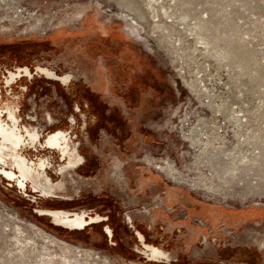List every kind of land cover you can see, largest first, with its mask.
Wrapping results in <instances>:
<instances>
[{"label":"rangeland","instance_id":"obj_1","mask_svg":"<svg viewBox=\"0 0 264 264\" xmlns=\"http://www.w3.org/2000/svg\"><path fill=\"white\" fill-rule=\"evenodd\" d=\"M117 1L152 36L114 0H0V105L17 102L22 125L65 130L75 149L62 167L54 151H24L48 158L42 197L0 176V264L152 263L136 230L165 253L157 264H264V0ZM23 65L68 84L1 85ZM164 161L219 193L173 181ZM41 209L102 221L67 230Z\"/></svg>","mask_w":264,"mask_h":264},{"label":"bare ground","instance_id":"obj_2","mask_svg":"<svg viewBox=\"0 0 264 264\" xmlns=\"http://www.w3.org/2000/svg\"><path fill=\"white\" fill-rule=\"evenodd\" d=\"M123 1V0H122ZM156 0H147L146 1V4L149 6V7H152V5H151V3L152 2H155ZM128 2V1H127ZM132 2V1H131ZM1 3V2H0ZM114 3L115 4H117L118 6H119V8H120V6H122L123 5V7L124 8H126V9H128L125 13H127L128 15H130L131 17H133V19L136 21V22H138V23H140L141 22V19L144 17L143 16V14H137V13H139V12H137L136 11V13H133L132 14V11H133V7H131V6H129V5H125L124 4V2L123 3H121L120 1H117V0H114ZM129 4H130V2H129ZM153 4V3H152ZM131 5V4H130ZM133 5H134V3H133ZM146 6V5H145ZM147 6V8L149 9V7ZM10 8V7H9ZM123 8V9H124ZM138 7H136V9H137ZM152 8H154V7H152ZM0 9H3V8H0ZM123 9H121V11L123 12ZM5 10V9H4ZM3 10V11H4ZM125 10V9H124ZM135 10V9H134ZM163 11H162V15L164 16V17H166L167 19H170V17H172V14H170V12L169 13H167L166 12V10L165 9H162ZM2 11V12H3ZM12 11V10H11ZM14 11V10H13ZM149 11V10H148ZM155 11V10H154ZM7 12H9V11H7ZM147 12V11H146ZM153 13H155V12H153ZM0 14H1V12H0ZM152 14V13H151ZM13 15V14H12ZM147 15V14H146ZM145 15V16H146ZM153 16L152 17H155V16H158V14L157 15H155V14H152ZM1 16V15H0ZM10 17H11V15H9ZM151 16V15H150ZM7 16H5V18H6ZM13 18H11V19H14V15L12 16ZM147 17V16H146ZM151 17V18H152ZM161 17V16H160ZM9 18V17H8ZM7 18V19H8ZM34 18V17H33ZM140 18V19H139ZM148 18V17H147ZM146 18V19H147ZM6 19V20H7ZM1 21V20H0ZM2 21H3V19H2ZM21 21V20H20ZM19 21V22H20ZM40 21H41V18L39 17V16H37V17H35V22L36 23H40ZM152 21H153V19H152ZM155 21V20H154ZM17 22V21H16ZM34 22V23H35ZM145 22H146V20H145ZM147 22H148V20H147ZM156 22V21H155ZM13 23V22H12ZM11 23V24H12ZM35 23V24H36ZM142 23L143 22H141V25H142ZM160 23V22H159ZM144 24H146L147 25V23H144ZM151 24V23H150ZM153 24V23H152ZM152 24H151V26H152ZM17 25V24H16ZM145 25V26H146ZM158 25V24H157ZM143 26V25H142ZM153 26H156V24L155 25H153ZM144 27V26H143ZM146 27H148V25L146 26ZM150 27V26H149ZM159 27V26H158ZM157 27V28H158ZM144 30L145 31H147V34L148 35H151L152 36V34L155 32V30H154V28H150V29H148V28H145L144 27ZM157 30V29H156ZM161 30V29H160ZM163 32V31H162ZM145 33V32H144ZM156 34V33H155ZM155 34H154V36H155ZM158 34V33H157ZM159 36H160V34H158ZM164 35V34H163ZM153 36V37H154ZM156 38V37H155ZM160 38V37H159ZM160 39H162V38H160ZM157 40V39H156ZM159 41V40H158ZM163 42V41H162ZM161 41H160V43H162ZM159 43V42H158ZM159 43V44H160ZM164 43V42H163ZM165 43H166V41H165ZM172 43V42H171ZM158 44V45H159ZM165 45V44H164ZM167 45V44H166ZM160 46H161V44H160ZM165 48H168V46L166 47L165 46ZM169 49V48H168ZM167 49V50H168ZM173 52H174V50H173ZM40 69V72H42V73H44L47 77H50V78H53V77H55L54 75L56 74V72H54V71H52L51 69H49L48 67H44V68H39ZM61 80H62V82L63 83H66L67 82V80L65 79V77H61L60 78ZM189 85V88H191V91L192 92H194V91H196L195 90V87H194V85L193 84H191V83H189L188 84ZM13 119V118H12ZM15 119V118H14ZM1 121V120H0ZM15 121V120H14ZM12 122H13V120H12ZM2 125V124H1ZM7 125H9V124H7ZM9 127V126H8ZM185 128V127H184ZM181 129V128H180ZM183 130V129H182ZM192 130V129H191ZM11 131H14V129L12 130V129H10V131L9 130H3V129H0V135L2 136V140H1V142H3V143H14V145L15 146H17L18 144H19V141H18V138L17 137H13V135L14 134H12V132ZM182 132H185V130L184 131H182ZM187 132V131H186ZM185 134V133H184ZM184 134H183V137H185L184 136ZM23 135V134H22ZM60 134L58 133L57 134V137L59 136ZM15 136V135H14ZM189 136V135H188ZM187 136V137H188ZM181 137H182V135H181ZM182 137V138H183ZM185 139V138H184ZM191 139V138H190ZM68 140V139H67ZM70 140V139H69ZM58 142L59 143V148H60V153H62L61 155L62 156H64L65 154L67 155V159H66V162H64L63 164H61V165H59L60 167H62L64 164H68V163H71L72 161H71V158L70 157H72L73 155H74V148L73 147H70V145H66L65 144V140H64V137L62 138V140H61V138H54L53 140H52V143H54V142ZM61 142H64V144L63 145H61ZM190 143H191V145L193 144V142L192 141H190ZM70 144V143H69ZM10 145H12V144H10ZM20 145V144H19ZM1 146H3V147H5V146H8V145H2V144H0V152L2 151V147ZM194 146V145H193ZM239 147V146H238ZM8 148H10V146L8 147ZM68 148H70V149H68ZM14 149V148H13ZM220 149V148H219ZM233 149V148H232ZM235 149V148H234ZM202 150V149H201ZM223 150V149H222ZM222 153V152H221ZM236 153V152H235ZM241 154V153H240ZM236 155V154H235ZM26 156V155H25ZM197 157V156H196ZM225 157V156H224ZM238 157V156H237ZM229 158V157H228ZM241 158V157H240ZM244 159H245V156H244ZM79 160V158L77 157V156H74L73 157V161L74 162H76V161H78ZM236 160V159H235ZM241 160V159H240ZM242 160H243V158H242ZM259 160V159H258ZM0 161L3 163V159L2 158H0ZM239 161V160H238ZM44 162L45 161H43V160H41V161H38L37 163H34V162H32L31 164H28V160H27V158L26 157H20V155H18V154H15L14 156H13V166H12V168H16L17 169V172H18V174H17V177L19 176V178L18 179H16L15 180V182L19 185V186H21V187H24V186H26V182H28L29 184H30V186L32 187V191H38L39 189L38 188H34L36 185H37V182H36V180H37V178H38V175H40V174H43V173H45V172H43V170L41 169L42 167L44 168ZM235 162V161H234ZM250 162H252L251 160H250ZM255 162V161H254ZM261 162V161H260ZM1 163V165H2V167H4L3 166V164ZM240 163V162H239ZM255 163H257V162H255ZM236 164H237V162H236ZM223 165V164H222ZM235 165V164H234ZM233 166V165H232ZM39 167H41L40 168V170L38 169ZM211 168H212V166H210ZM156 168L158 169V170H160L161 172H163L168 178H170V179H172L173 181H175V182H178V183H186L187 185H189L190 187H192V188H194V189H199V190H203V191H205V192H208V193H210V194H212V195H214V194H216V193H219L218 192V190H217V188L215 187V186H213V184H211V183H207V182H204V181H201V183H195V182H189V180L187 181L186 179H184V178H182L180 175H178V172L177 171H175V168L171 165V164H169L167 161H164V164L163 165H160V164H158L157 166H156ZM231 168V167H230ZM236 168V167H235ZM233 170V169H232ZM218 170L217 169H215V168H213V170L209 173L210 175L209 176H207L208 177V179L211 181V180H213L212 178L215 176V177H218V178H220V173H219V171L217 172ZM228 171V170H227ZM234 171V170H233ZM2 172H3V170H2ZM216 173V174H215ZM232 173V172H231ZM234 173V172H233ZM6 176H13V174L12 173H6L5 174ZM234 175H235V173H234ZM236 176H237V173H236ZM253 176V175H252ZM206 177V176H205ZM207 177H206V179H207ZM47 179H49L48 177H46ZM255 178V177H254ZM193 179V178H192ZM27 180H30L31 182H32V184L30 183V181H27ZM194 180H197L196 178L194 179ZM255 180H257V179H255ZM209 181V182H210ZM203 182V183H202ZM33 185H35V186H33ZM253 185V184H252ZM224 188V187H223ZM259 189H260V187H259ZM254 190V189H253ZM45 191V190H44ZM40 192V191H39ZM226 192V191H225ZM44 193H46V191L44 192ZM227 193V192H226ZM40 195L42 196V194H41V192H40ZM220 195V194H219ZM224 195V194H223ZM234 195V194H233ZM41 213L42 214H48L49 215V217L51 218L50 219V222H52L54 225H56V226H59V227H62V228H65V229H68V230H72V229H81V228H83L84 227V225L85 224H87V221H85L84 220V216L81 214V215H77V214H72L71 216H69V212L68 211H60V210H54V209H41ZM99 219V216H97V214H96V216H94V217H91L89 220L91 221V220H93V221H97ZM54 222H53V221ZM53 225V226H54ZM106 230H107V232L109 233V235H111V230H109L108 228H106ZM137 235H138V238H140V239H143V241L141 240V243H142V246H143V251H144V253H146L147 254V257H148V260H150V261H162L164 258H166L165 257V253L161 250V249H159L157 246H155L154 244H150V243H148V242H146L145 241V239H144V235L140 232V231H138L137 230ZM110 237V236H109ZM112 238V237H111ZM113 240V239H112ZM168 258V257H167ZM165 260V259H164ZM158 263V262H157ZM157 263H155V264H157ZM149 264H154L153 262L152 263H149Z\"/></svg>","mask_w":264,"mask_h":264},{"label":"flooded vegetation","instance_id":"obj_3","mask_svg":"<svg viewBox=\"0 0 264 264\" xmlns=\"http://www.w3.org/2000/svg\"><path fill=\"white\" fill-rule=\"evenodd\" d=\"M44 67L45 66L38 65V66H36L35 70H31L28 66L23 65V66H16V67H14L13 69H10V70H3V71H1V73H2L1 85L4 86L5 88H8V87L12 86L13 84H18V86L23 87L24 85L21 84L20 80L22 78L30 79L33 76V74L41 76V77H43V78H45L47 80L56 81L60 85H67L68 84V83L67 84L63 83L62 80L60 79L61 77H64L67 73H65V74H57L56 73L54 75L55 77L50 78V77H47L44 73L40 72L39 68H44ZM52 71H54V70H52ZM54 72H56V71H54ZM24 87H26V86H24ZM0 101H1V96H0ZM18 110H19V107H18L17 102L13 101L12 99L10 101H6L5 104L0 105V120H1L0 121V129H3V130L5 129V130H9V131H10V129H12V130L14 129V131H11V132H12V134L15 135V136L13 135V137H17L18 138V141H19V144H20V145L18 144L17 146H15L14 143H11V142L10 143H3V142H1V140L3 138L0 135V144H2V145L6 144V145H8V147L10 146L9 149L7 148L6 150H2L0 152V158H2L3 160H7L8 158L4 154L5 153H10L13 150V148H14L16 154L20 155V157L23 156V157L27 158L28 164H31L32 162L37 163L38 161H41V160L45 161L44 162V168L43 167L42 168L39 167L38 169L39 170H40V168L43 169V171L46 174H48L46 172V168L48 167L47 165L49 164L48 158L45 157V158H38L36 160H31L25 154L26 152H24L25 150H27L28 147H29V149L32 148V147L36 148V150H38V151L39 150L54 151V152H56L58 154V156L62 160L61 164L66 162L67 155L65 154L64 156H62L61 155L62 153H60V148L58 146L59 143L56 142V141L54 143H52V140L54 138L55 139L56 138H61V140H62V138L64 137L65 144L66 145H70V147H72V145L69 144L70 141H71V143L73 142L72 139L69 137L70 134H68L67 132H65V130H63L61 128H56V129H54L52 131H42L41 132V131H39L38 128L29 127L30 125L29 126L26 125V124L22 125L23 123H21L19 121V119H18V116H19ZM12 120H13V122H12ZM7 124H9V125H7ZM58 133L60 135L57 137ZM10 144H12V145H10ZM63 144H64V142H61V145H63ZM68 149H70V148H68ZM0 163H2V162L0 161ZM3 165H7V164L3 163ZM57 169H59V168H56L55 170H57ZM0 170L1 171L3 170L4 174L12 173L13 176L11 175L9 177L8 176H6V177L9 178V179H12L13 181H15L16 179L19 178V176L17 177L18 172H17V169L15 167L14 168H10L9 167V169L7 170L5 167H2V165L0 164ZM5 170L8 171V172H5ZM48 178L50 180V183H52L49 176H48ZM6 180H7V183H8L9 180L8 179H6ZM26 185H27V183H26ZM31 189H32V187H31ZM26 194H27V191H26ZM37 195L42 197L40 195V193L37 194ZM53 196H55V195L51 194L48 197H53ZM60 210H64V209H60ZM72 214H77V215H81L82 214L84 216V220L87 221V224H92V223H96V222L102 221L101 216L98 215V214H97V216H99V219L97 221H93V220L90 221L89 220L91 217H94L96 215H85V213H81V212H69V216H71ZM44 216H47V215H44ZM47 217L49 218V216H47ZM49 219H51V218H49ZM85 225L81 229H85V227L87 226V225L86 226ZM106 227H105V229H106ZM72 230H76V229H72ZM105 233L108 235L107 230L105 231ZM110 237H112V235H110ZM136 237H137V240L141 244L139 246L140 249L143 248L142 243H141V240L143 241V239L138 238L137 230H136ZM141 250H143V249H141ZM152 262L154 263L156 261H152Z\"/></svg>","mask_w":264,"mask_h":264},{"label":"water","instance_id":"obj_4","mask_svg":"<svg viewBox=\"0 0 264 264\" xmlns=\"http://www.w3.org/2000/svg\"><path fill=\"white\" fill-rule=\"evenodd\" d=\"M5 172H8V171L5 170ZM0 176H2L4 179H8L9 181H13L12 179L7 178L6 175L4 174V172H2L1 170H0ZM14 183H15L16 188L19 189V190H23V189L26 188L25 186H24V187L19 186L15 181H14ZM26 183H27L26 186H29V187L31 188L30 184H29L28 182H26ZM36 192H38V191H36ZM39 193H40V192H38V194H39ZM38 215H39V214H38ZM50 223L53 224L52 222H50ZM53 225H54V224H53ZM86 225H88V224H86ZM86 225H85V226H86Z\"/></svg>","mask_w":264,"mask_h":264}]
</instances>
